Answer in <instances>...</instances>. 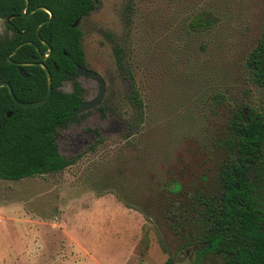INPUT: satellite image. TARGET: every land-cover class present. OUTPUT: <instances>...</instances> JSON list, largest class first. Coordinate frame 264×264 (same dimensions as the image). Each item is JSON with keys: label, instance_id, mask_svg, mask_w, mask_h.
<instances>
[{"label": "rangeland", "instance_id": "374dc122", "mask_svg": "<svg viewBox=\"0 0 264 264\" xmlns=\"http://www.w3.org/2000/svg\"><path fill=\"white\" fill-rule=\"evenodd\" d=\"M203 9L219 13L216 30L191 35L190 19ZM80 30L86 67L102 75L107 93L59 129L71 166L0 180V264H225L200 254L193 206L198 191L218 189L235 111L264 117V89L245 66L264 32V0H98ZM78 82L85 100L97 96L94 80ZM62 90L71 93L72 82ZM174 181L179 198L166 192Z\"/></svg>", "mask_w": 264, "mask_h": 264}, {"label": "trees", "instance_id": "16d2710c", "mask_svg": "<svg viewBox=\"0 0 264 264\" xmlns=\"http://www.w3.org/2000/svg\"><path fill=\"white\" fill-rule=\"evenodd\" d=\"M28 1L26 14L44 8L53 19L43 24L50 18L44 10L25 18L26 0H0V20L12 32L11 36H0V82H9L21 103L44 100L49 87L45 70L39 65L23 67L28 74L24 78L17 64L32 63L38 52L47 54L51 49L50 58L43 63L51 74L53 93L44 105L23 108L12 100L7 87L0 89V180L20 181L60 173L71 166L76 159L61 155L57 144L59 129L85 116L72 115L84 101L76 68L86 67L80 25L95 10L98 0ZM219 19L214 9H203L191 17L189 32L198 37L215 32ZM77 21L80 22L74 27ZM114 55L117 66L124 71L123 50L115 46ZM245 66L252 83L264 89V32L247 56ZM66 81L73 84L71 93L62 90ZM133 95L139 101L136 85ZM9 112L11 117L7 116ZM228 130L223 143L224 159L218 167V189L213 193L198 191L193 206L202 217L204 247L200 254L218 255L225 264H264V117L253 110L246 114L239 108ZM95 133L96 144L103 142L99 131ZM181 190L175 181L166 184V192L172 198H179ZM165 264H170V260Z\"/></svg>", "mask_w": 264, "mask_h": 264}, {"label": "water", "instance_id": "95a60500", "mask_svg": "<svg viewBox=\"0 0 264 264\" xmlns=\"http://www.w3.org/2000/svg\"><path fill=\"white\" fill-rule=\"evenodd\" d=\"M29 8V1L26 0V7L23 11V16L24 17H30L31 14H33L34 12H36L37 10H44L46 11L49 15H50V18L49 20L45 21L43 24H46V23H50L53 19V15L52 13L47 10V9H44V8H39L37 10H34L32 11L31 13L29 14H26V11L28 10ZM80 21H77L74 25V27H77L78 24H79ZM42 25H40L38 27V30H37V33H39V29L41 28ZM47 45V44H46ZM20 47H18L17 49H15L13 51V53L9 56L8 60L10 61L11 57L13 55H15L17 53V51L19 50ZM51 51V50H50ZM49 56V55H48ZM48 56H43L41 55L39 57V59H42V60H46L48 58ZM29 65H36V63H31V64H17V66L19 67V72L21 74L22 77L24 78H27L28 75L27 73L24 71L23 69V66H29ZM40 66L46 71L47 73V76H48V84H49V87H48V95L47 97L42 100V101H39V102H34V103H21L19 102L15 95H14V92H13V89L10 85L9 82H0V89L3 88V87H7L9 89V92H10V95H11V98L12 100L20 107H23V108H33V107H38V106H41V105H44L45 103H47L51 96H52V93H53V83H52V77H51V74L48 70V68L44 65V64H40ZM77 68V74L80 78H84V79H93L98 87H99V91H98V94L96 97H94L93 99L91 100H85L81 103V105L79 106L78 109L74 110L72 115L75 116V115H81V114H84V113H87L95 108H97L98 106H100V104L103 102L104 98H105V95L107 93V85H106V82L104 80V78L102 77L101 74H99L98 72L94 71V70H91V69H88L84 66H76ZM12 116V113H9L8 114V117H11Z\"/></svg>", "mask_w": 264, "mask_h": 264}, {"label": "flooded vegetation", "instance_id": "af4514ba", "mask_svg": "<svg viewBox=\"0 0 264 264\" xmlns=\"http://www.w3.org/2000/svg\"><path fill=\"white\" fill-rule=\"evenodd\" d=\"M26 18V17H25ZM4 24H5V22H4ZM42 25V24H41ZM5 27H6V25H5ZM6 30H7V34L6 35H12V32L6 27ZM5 35V36H6ZM1 36V35H0ZM44 44L46 45L47 43H45L44 42ZM46 46H48V44L46 45ZM51 49H49V51L47 52V54H41L40 52H38V57H36L35 59H34V61L32 62V63H36V65H39L40 66V64H44L43 62L44 61H46V60H48L49 58H50V56H51V53H52V50L50 51ZM13 53V52H12ZM41 55H43V56H48V58L46 59V60H42V59H39V57L41 56ZM25 64H31V63H25ZM20 65H22V64H20ZM45 65V64H44ZM29 66H35V65H29ZM46 66V65H45ZM23 67H26V66H23ZM47 67V66H46ZM87 68V67H86ZM46 72V71H45ZM47 74V73H46ZM28 75V74H27ZM28 78V77H27ZM93 80V79H92ZM84 101H85V98H84ZM9 113H11V112H9ZM8 113V114H9ZM8 116V115H7Z\"/></svg>", "mask_w": 264, "mask_h": 264}, {"label": "built area", "instance_id": "2783aa9c", "mask_svg": "<svg viewBox=\"0 0 264 264\" xmlns=\"http://www.w3.org/2000/svg\"><path fill=\"white\" fill-rule=\"evenodd\" d=\"M0 223H1V220H0Z\"/></svg>", "mask_w": 264, "mask_h": 264}]
</instances>
